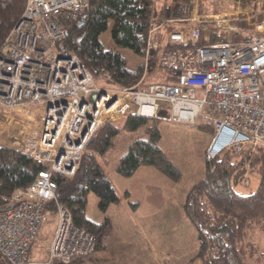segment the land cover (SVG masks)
I'll use <instances>...</instances> for the list:
<instances>
[{
  "label": "built area",
  "instance_id": "2783aa9c",
  "mask_svg": "<svg viewBox=\"0 0 264 264\" xmlns=\"http://www.w3.org/2000/svg\"><path fill=\"white\" fill-rule=\"evenodd\" d=\"M199 1H189V25L171 28L168 43L196 42L209 23L238 33L223 13L199 12ZM87 7L88 0H25L21 18L0 48V110L22 109L31 116L23 137L14 139L41 166L14 193L13 205L0 209V254L9 264H60L94 254L95 237L73 224L56 201L53 175L74 174L81 153L105 122L116 124L134 111L188 127L206 123L213 128L207 158L246 145L264 146V17L249 24L252 33L242 41L197 46L194 65L181 69L175 83L141 79L132 86L112 87L98 85L81 60L63 47L69 25L84 26ZM171 20L160 18L149 30L145 71L150 50L158 47L152 33ZM34 103L44 109L38 127L36 110L28 107ZM52 201L54 231L45 250L31 256Z\"/></svg>",
  "mask_w": 264,
  "mask_h": 264
},
{
  "label": "trees",
  "instance_id": "16d2710c",
  "mask_svg": "<svg viewBox=\"0 0 264 264\" xmlns=\"http://www.w3.org/2000/svg\"><path fill=\"white\" fill-rule=\"evenodd\" d=\"M189 1L88 0L84 26L77 28L69 25L63 47L81 60L98 85H135L145 74L144 62L134 70L129 69L125 57L105 48L99 35L112 21V41L144 58L149 30L160 18L190 17L192 5ZM24 7L25 0H0V48L21 18ZM262 9L256 19L264 17ZM199 12H202L201 8ZM213 28L202 31L193 43L165 42L152 48L147 67H156L160 76L158 82L175 83L181 69L194 65L193 51L197 46L228 38L232 42L247 38V35L239 36L237 40L238 36H227L222 29ZM158 120L129 111L119 124L105 122L81 153L74 174L53 175L56 201L71 215L73 224L95 237V248H103L109 219L106 217L97 222L87 217L88 194L95 193L99 208L105 210L119 200L105 169L107 166L113 165L116 172L130 176L139 165H153L174 176L181 187L180 211L194 228L195 248L188 256L190 261L200 259L202 264H264V146L246 145L238 152L227 150L214 158H207V143L204 148V174L196 177L197 173H194L192 182L184 184L179 168L167 160L157 144L160 135ZM195 127L204 129L210 136L213 132L212 126L206 123L199 122ZM139 130L143 132L141 137L131 141L128 133ZM14 136L3 133L0 128V209L11 207L14 193L24 189L41 168L17 147ZM198 171L202 172V169ZM252 174L259 177L257 187L249 193L238 191L236 187L239 184L246 186ZM47 208L49 214L55 215L54 201L48 203ZM51 222L50 219L43 222L35 243L49 238L47 229ZM256 231L260 233L262 242L254 239ZM0 264H9L1 254ZM60 264L91 263L71 261Z\"/></svg>",
  "mask_w": 264,
  "mask_h": 264
},
{
  "label": "crops",
  "instance_id": "0c3cea01",
  "mask_svg": "<svg viewBox=\"0 0 264 264\" xmlns=\"http://www.w3.org/2000/svg\"><path fill=\"white\" fill-rule=\"evenodd\" d=\"M249 1L254 2L250 5L239 2L240 6L234 9L231 15L230 23L237 27L238 31H241L240 24L250 26L261 13V7L256 6V0ZM201 5L203 4L200 0L199 7ZM166 18H171L173 22L185 17ZM184 23H181L182 27H185ZM186 24L189 25V22ZM172 25L169 23L160 26L152 33L158 45L167 42V32L173 28ZM213 26L216 29V26ZM246 35L248 37L250 34ZM158 172L163 173L159 169ZM161 178L162 182L158 183L157 188H144L142 191L131 190L129 187H124L123 190L122 186H118L126 195L121 203L125 205H122L120 210H105L109 225L103 239L104 247L96 249L94 254L82 261L91 264H202L200 259L190 261L188 258L195 248L194 228L180 211L181 187L176 183L177 187L170 188L166 183L169 180L162 176ZM166 185L170 191L166 190ZM118 197L115 205L120 204L119 194ZM129 202H132V205ZM148 210L150 212L146 213Z\"/></svg>",
  "mask_w": 264,
  "mask_h": 264
},
{
  "label": "rangeland",
  "instance_id": "374dc122",
  "mask_svg": "<svg viewBox=\"0 0 264 264\" xmlns=\"http://www.w3.org/2000/svg\"><path fill=\"white\" fill-rule=\"evenodd\" d=\"M160 1V0H159ZM202 4L201 7V13L205 14H218L223 13L226 16H230L233 14V10L236 9L238 6H240V3H246V5L252 4L254 1L249 0H242L239 4L235 0H201ZM256 4H258L259 8H263L264 10V0H256ZM192 15V13H191ZM190 15V17H191ZM188 17V18H190ZM188 18H184L181 20H173L169 21L173 28H182L181 21L183 20L184 26H188L186 23H188ZM182 22V23H183ZM186 24V25H185ZM214 23H209L208 26L205 27V30L212 29ZM247 25V24H246ZM240 24L241 31L239 30L238 33L229 32L228 29H223L216 27V29L221 30L224 33L230 34V35H236L238 36L236 39H239V36H245L246 34H251L252 30H250V26H246ZM112 26V21L108 22L107 29L102 32L99 35V40L103 44V46L107 49H112L114 51L119 52L122 56L125 57L127 61V67L129 69H136L137 66L144 62V58L140 55L133 52L131 49L123 47L121 45H118L114 43L110 36V29ZM215 29V28H213ZM231 41V40H230ZM160 76L157 73L156 67L153 65L149 67L143 76V81L146 83L149 82H158ZM31 110H36V120L34 123L35 127H38L44 109L43 106L39 103L30 104L28 106ZM7 114H4L0 110V128H2L3 133L8 135H17L18 137H23L25 125L27 121L30 120L31 116L26 112L25 110L18 109V110H7ZM4 115H7V119ZM120 122V121H119ZM117 122L116 124H119ZM157 127L159 130V138L157 140L158 146L161 148V150L165 153V157L167 160L172 162L177 168H179L181 172V178L183 180V183H191L193 179V174H196V177H200V175L204 174V148L205 145L210 140V134L206 132L204 129L198 128V127H188L185 126L182 123H175L166 121L163 119H159L157 121ZM129 139L136 140L143 134L142 131L138 132H130ZM145 137V136H143ZM148 138V137H147ZM112 164V163H111ZM113 165L107 166L105 169L107 171V174L112 181L113 185L116 187L117 192L120 196V204L112 203L110 204L105 210H111L116 209L120 210L123 207L121 204L124 201V197L126 195L124 192L120 191L118 186H122L123 190L124 187H129L131 190H139L142 191L144 188H157L158 183L162 182V177L169 180V182H166L169 184L170 188L177 187L176 181L174 180V176H171L167 173H159L158 168L153 165H139L135 170L134 173L130 176H124L120 173L116 172L113 168ZM154 168V169H150ZM202 169V172H199L198 170ZM195 177V178H196ZM259 182V177L257 175L252 174L249 178V182L246 186H243L242 184H239L236 189L243 193H249L253 191ZM173 183V184H172ZM160 187V186H159ZM166 190L170 189L166 185ZM182 193V192H181ZM148 197H150L147 194ZM130 204L132 202H129ZM132 205V204H131ZM105 210H101L98 206V197L95 193L90 192L87 197V203L85 207L86 215L89 218H93L95 220H104L106 218V213L104 214ZM148 210L146 213H149ZM123 215V214H117ZM54 217L55 215L49 214L47 219L52 220L50 225L48 226V234L49 238L47 240L40 239L38 242H36L31 250V256H35L37 250H45V245L48 243L51 234L54 231ZM254 239L258 242H262L260 233L256 231L254 235Z\"/></svg>",
  "mask_w": 264,
  "mask_h": 264
}]
</instances>
